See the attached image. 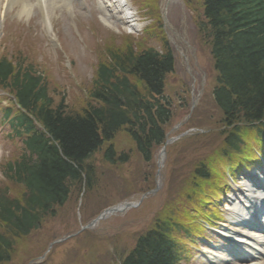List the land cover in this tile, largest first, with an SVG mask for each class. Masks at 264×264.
Listing matches in <instances>:
<instances>
[{
    "label": "rangeland",
    "instance_id": "obj_1",
    "mask_svg": "<svg viewBox=\"0 0 264 264\" xmlns=\"http://www.w3.org/2000/svg\"><path fill=\"white\" fill-rule=\"evenodd\" d=\"M133 1H130V5L138 13V18L142 22L146 21V38L140 43L145 44L144 48L155 46L158 49L163 43H167L168 50L173 53L176 61L175 71L168 75L165 81V95L170 99L173 111L170 123L164 128L166 134L169 139L179 137V134L189 130L195 134L191 132L186 138H180L175 144L166 146L164 165L161 168L159 162L162 147L156 149L152 161L146 163L134 150V144L126 135L119 134L113 142L115 149L117 152L134 151L129 162L118 168L103 160V151L93 156L99 183L91 192L84 190V184H77L72 189L67 204L57 207L55 216H45L40 230L28 237H15V251L10 262L6 264H117L121 255L130 252L138 237L153 229L158 220H173L187 225L198 222L197 219L192 221L193 212L188 213V210L196 207L195 202L191 203L189 198L193 201L201 199V194L207 192L210 184L194 178L193 170L200 160L207 159L211 162L219 147H227L226 135L222 132L223 114L215 106L212 96L217 73L208 43L198 27L202 19L201 0ZM158 3L160 8L156 9L155 5ZM13 18L12 22L19 21L15 16ZM91 19L85 11L78 13L75 22L82 35L81 39L75 37L73 25L62 27L60 33L61 42L74 65L76 76L86 90L85 95L93 86L94 66L104 60L101 57L104 47L107 50L120 51L125 50L128 44L139 47L137 37L126 31L125 21L124 25L117 26L119 33L116 34L104 27L100 18L94 17V35L90 27ZM8 23L10 22H7V25ZM16 25L12 23L10 30H15ZM2 26L0 25V57L5 56L12 63L19 65L20 60L24 67L36 61L42 71H49L47 79L53 77L50 86L52 93L60 95L62 86H67L71 92L68 100L70 107L75 108L83 103V99L76 95L80 90L74 88L75 85L69 80L70 73L68 74V69L65 70L68 61L56 50L53 43L36 39L27 43L19 42L14 47L9 46L7 36L1 33ZM128 36H131L133 41L125 43ZM38 50L39 55L36 53ZM35 54L38 55L35 59L28 58ZM195 101L197 106L187 120ZM175 128L178 130L173 132ZM247 139L248 136L245 141ZM103 148L105 151L106 146ZM226 150H229L228 147ZM238 184L241 183L238 181ZM216 186L214 180L213 187ZM199 189L204 191L199 192ZM10 192L16 196L22 193L13 186ZM122 202H138L139 205L122 215L110 216L91 230L78 233L103 208ZM227 206L226 200L219 204L223 216ZM223 224L229 231L247 232L231 224L228 219ZM216 229L224 230L220 226ZM2 231L0 226V232ZM72 234L76 236L65 238ZM205 236L206 242L200 239L198 246L192 249L186 264H208V257L224 256L222 251H215L207 245L221 249L220 238L209 233Z\"/></svg>",
    "mask_w": 264,
    "mask_h": 264
},
{
    "label": "trees",
    "instance_id": "obj_2",
    "mask_svg": "<svg viewBox=\"0 0 264 264\" xmlns=\"http://www.w3.org/2000/svg\"><path fill=\"white\" fill-rule=\"evenodd\" d=\"M202 5L204 20L198 27L218 74L214 97L224 114L225 126L232 128L228 146L238 151L241 139L236 132L242 126L253 128L264 122V0H202ZM112 61L109 67L100 68L101 81L95 97L101 100L102 107L80 114H65L62 106L54 111L46 84L38 76L28 72L14 76L8 64L0 70L3 78L14 76L17 95L37 111L50 135L39 144V155L44 159L21 170L24 179L19 180H26L28 187L24 200L5 196L0 201V222L6 223L13 235L25 236L39 227L33 213L51 215L55 205H64L69 184L81 181L83 174L91 183L96 169L87 161L119 131L127 132L146 162L163 144L164 126L172 118L162 97L165 76L173 68L171 55L129 49L114 54ZM127 76L143 82V93ZM103 156L110 164L129 160L123 154L116 157L113 147ZM196 170L198 175L208 177L205 163ZM175 231L188 234L189 230L179 224L169 229L158 220L153 229L138 237L120 264H178L181 255L179 236L172 237ZM2 243L8 248V242ZM3 252L0 247V264L10 258Z\"/></svg>",
    "mask_w": 264,
    "mask_h": 264
},
{
    "label": "bare ground",
    "instance_id": "obj_3",
    "mask_svg": "<svg viewBox=\"0 0 264 264\" xmlns=\"http://www.w3.org/2000/svg\"><path fill=\"white\" fill-rule=\"evenodd\" d=\"M22 9H21V14L25 15L26 17H29L31 14L30 10V5L28 2L25 0H17ZM43 3L50 1L48 5L51 8V15L58 9V4L57 0H41ZM14 6H11V8L18 7V3H16V0L13 1ZM4 5L6 7H10V4L5 3L4 0ZM107 8V7H106ZM119 8H122L123 13H125V20L127 23H129V26L133 30H137L140 26L137 22V19L134 18V13L132 12L131 7L123 0L118 7L112 6L111 8H107L106 13H104V20L108 26H111L113 24L111 16L113 15H118L119 14ZM45 10L48 11V6L45 5ZM111 13V14H110ZM46 14V13H45ZM45 20H48V16H45ZM256 179L253 178L250 183L252 184L249 186V188L242 193V198L243 202L245 203L242 205H239L241 199L239 197L235 198V203L233 205L234 208V214H235V219H239L243 222L246 223L247 226L251 227L253 226L252 220L257 219L258 213H261L264 210V190L258 191L256 189ZM254 183V184H253ZM241 201V202H242ZM239 202V203H238ZM237 241L241 242L243 247L240 248L237 252L242 253L244 250L246 251L245 254L241 255L242 259L247 262L245 264H264V261H262V257L264 255H260L258 251H260L257 246H260V243L264 244V241L258 240V239H253L248 236H238ZM216 258V257H211L209 258L210 260L218 261L221 264H229L228 258Z\"/></svg>",
    "mask_w": 264,
    "mask_h": 264
},
{
    "label": "water",
    "instance_id": "obj_4",
    "mask_svg": "<svg viewBox=\"0 0 264 264\" xmlns=\"http://www.w3.org/2000/svg\"><path fill=\"white\" fill-rule=\"evenodd\" d=\"M128 206H129V205H126V206H124L122 209L115 207V208H112V209L108 210L107 212H105V213H103L101 216H99L96 220H94V221L92 222V224L89 225L88 227L93 226L98 220H100L101 218H104L105 216H107V215H109V214H113V213H115V212H119V211H124V209L128 208Z\"/></svg>",
    "mask_w": 264,
    "mask_h": 264
}]
</instances>
